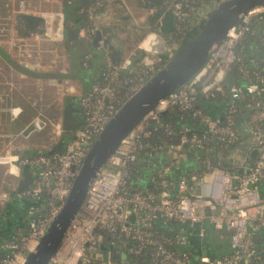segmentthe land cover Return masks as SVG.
<instances>
[{"label":"built area","instance_id":"1","mask_svg":"<svg viewBox=\"0 0 264 264\" xmlns=\"http://www.w3.org/2000/svg\"><path fill=\"white\" fill-rule=\"evenodd\" d=\"M74 1L50 0L51 5L44 8L27 0L14 3L16 15L41 16L33 29L25 21L26 30L15 39L18 63L36 71L59 65L58 49L65 44V5ZM219 1L163 0L165 11L174 15L170 45L155 20L134 48L121 51L117 63L111 56L113 31L103 18L114 13L113 0L79 4L77 13L85 18L80 36L100 35L97 47L104 51L103 65L83 92L67 85L70 78L46 76L57 93L73 94L70 101L81 108L82 118L60 150L49 152L65 128L58 122L50 144L37 146L26 156L8 155L15 175L26 164L33 171V188L18 189V194H28L33 200L25 212L26 224L0 243V264H24L62 209L77 172L107 122L168 60L185 32ZM139 2L154 17L159 6L150 7L151 0ZM149 34L162 39L163 45L158 48L151 41L142 47ZM68 53L69 60L71 53L80 54L75 48ZM91 59V52L86 53L82 64L89 66ZM263 63L261 5L244 13L202 67L122 139L93 180L48 264H264V244L256 241V233L264 230ZM228 71L231 76L226 79ZM221 94L228 95L222 115H213L200 105L203 98ZM175 109L180 123L163 117V111ZM22 110L21 105L10 106L11 119ZM243 113L249 123H241ZM30 122L36 128L46 124L40 116ZM159 154L165 157L161 164L156 161ZM147 175L149 184L140 185L138 181ZM203 220L217 230L228 229L229 252L203 253L193 260L186 246L192 230ZM198 234L204 236L205 229L199 227Z\"/></svg>","mask_w":264,"mask_h":264},{"label":"water","instance_id":"2","mask_svg":"<svg viewBox=\"0 0 264 264\" xmlns=\"http://www.w3.org/2000/svg\"><path fill=\"white\" fill-rule=\"evenodd\" d=\"M91 1L93 0H78V2L83 4ZM162 2L163 0H151L149 6L153 7L154 4L159 6L154 11V19L158 20L157 25H160L161 31L168 33L174 28V15L171 10L165 11ZM261 5H264V0H220L205 16L185 32L179 40L178 45L173 49L167 62L157 69L122 104L99 133L77 172L62 209L55 216L46 232L41 236L36 249L27 255L24 264H48L52 254L61 243L72 219L78 213L93 180L99 175L107 158L120 145L122 139L143 120L150 110L154 109L169 94L187 82L202 67L212 49L225 37L228 30L244 13ZM21 17L31 29L37 27L41 20V16L32 13H23ZM160 18L161 21H159ZM84 20L85 18L82 15L75 16V26L67 28L68 37L78 38L80 36V28ZM99 36L97 34L90 45L94 68L102 64L104 58L103 49L96 48ZM110 47L112 48V60L114 63H117L121 57V50L113 44H110ZM0 51H3L2 54H4L6 60L11 64L12 61L9 54L1 47ZM29 75L46 77L38 74ZM47 76L69 78L66 75L59 76L57 74ZM230 76L231 71H228L226 79H229ZM80 115L81 108L73 103V101H67L63 112V125L65 129L73 130L79 124ZM35 128L36 123L30 122L23 130V133L28 134ZM63 145L64 140H60L49 152L58 151ZM22 170L23 178L19 181L18 189L23 192L33 188L34 174L27 164L23 165ZM102 248L106 250L109 247L103 245ZM123 256H125V253ZM50 264L56 263L51 261ZM136 264L141 263L138 262Z\"/></svg>","mask_w":264,"mask_h":264},{"label":"rangeland","instance_id":"3","mask_svg":"<svg viewBox=\"0 0 264 264\" xmlns=\"http://www.w3.org/2000/svg\"><path fill=\"white\" fill-rule=\"evenodd\" d=\"M16 1L18 0H0V47L15 61V39L18 35L20 36L19 33L22 30L26 29L25 20H22L20 15L13 13ZM27 2L41 5L43 8L51 5L50 0H27ZM8 3H10V9ZM162 34L166 43L170 45L168 37L163 32ZM78 39H82V36H79ZM58 50L59 65L46 66L42 70L62 72L64 69L66 71L69 69L70 60L67 45L60 46ZM67 85L77 87L74 80L68 81ZM70 95L67 90L57 93L47 77L36 78L14 69L0 54V157L19 154L17 150L25 148L22 136L24 135L23 127L35 116H40L45 120L47 130L51 132L50 136L54 135L56 123H63L64 106L70 99ZM12 105L23 107L22 112L15 119H11L10 106ZM19 156L21 157V154ZM8 161L7 156L0 159V213L6 208L11 194L18 188L19 181L23 178V172L19 176L12 173L14 170ZM31 200L33 199L31 198ZM214 241L216 240L214 239Z\"/></svg>","mask_w":264,"mask_h":264},{"label":"trees","instance_id":"4","mask_svg":"<svg viewBox=\"0 0 264 264\" xmlns=\"http://www.w3.org/2000/svg\"><path fill=\"white\" fill-rule=\"evenodd\" d=\"M80 2L78 0H75L71 4H66L65 5V44L67 45V50L73 51L74 48L80 52V54L76 57H74V54L72 55L71 53V58H70V66L69 69L66 72H53V71H36L32 70L11 58L10 60L12 61L11 65L16 70L22 71V72H27L29 74H38V75H59V76H68V77H78L82 78L85 81H89L91 78V73L94 71V73L97 72V70L103 65L100 64L96 68H94V63H93V56L90 61L89 66H84L82 64V58L84 55L88 52H91L90 50V45L94 39H78V38H70L67 35V28L75 26V16H78L79 14L77 13L78 7H79ZM113 8H114V15L113 19L108 26L109 29L113 31V36L116 34L128 33V38L131 39V47H135L143 34L137 32V29H139V22L138 19L126 8L125 4L123 3L122 0H113ZM22 18V17H21ZM22 20H24L22 18ZM152 23L154 22L153 17H151ZM84 24V23H83ZM26 25V23H25ZM22 30V29H21ZM26 29L22 30L24 32ZM165 36L168 37L169 41H172V37L169 34H165ZM96 48L97 45H96ZM100 49V48H98ZM3 52V51H2ZM0 51V53L2 54ZM4 56V54H2ZM92 55V53H91ZM104 61V58H103ZM167 62V59H164L162 61V65H164ZM261 67H264V63L260 64ZM93 69V70H92ZM235 81H239L238 78L235 79ZM234 81V82H235ZM228 95H218L216 98H213L214 100L224 104L225 101L227 100ZM204 100H207L210 102L209 98H203ZM178 111L171 110L163 113V117L167 120L173 121V123H180L179 120V115ZM240 115V114H239ZM72 130H67L64 128L63 134L61 136V140H64L65 142L68 141L71 136H72ZM28 198V199H26ZM32 204V200L28 194H18V188L11 194V198L9 202L6 205V208L0 213V243L5 239L8 238L14 230L21 226L26 224V219H25V212L26 209ZM5 223V224H4ZM10 225V226H8Z\"/></svg>","mask_w":264,"mask_h":264},{"label":"crops","instance_id":"5","mask_svg":"<svg viewBox=\"0 0 264 264\" xmlns=\"http://www.w3.org/2000/svg\"><path fill=\"white\" fill-rule=\"evenodd\" d=\"M125 2L128 4L131 13L138 19V22L140 25H139V29H137V32L144 34L147 26H150L152 22L151 17L148 16V13H149L148 7L142 5L139 2V0H125ZM113 15H114L113 13L105 14L103 17L105 23L110 24L113 19ZM169 33L170 32H168L167 34ZM114 40H115L114 41L115 47H117L121 51L133 48L130 46L131 39L128 38L127 32L116 34L114 36ZM151 41H153L155 46L158 48L160 47V45L161 46L163 45L162 39H159L156 36L149 34L142 41L141 43L142 47L144 48L147 47L149 45L148 43ZM94 75L95 73L93 71L91 73V78L89 81H85L82 78H78V77H69L70 78L69 81L74 80L77 85V90L83 92L87 90L92 84L94 80ZM72 97H73V94L70 95V99L68 101H70ZM200 105L204 109L208 110L213 115L223 114L224 105L214 99L210 100V102L207 100H201ZM241 118H242L241 123H249L248 116L246 113H243ZM27 122L24 124V126L28 124ZM195 122L197 123L198 121L196 120ZM50 133L51 132L47 130V123L42 125L41 128L33 129L28 134L23 133L24 135L22 136L24 139L23 143H24L25 148H20L17 151L19 152V154H21V156L22 155L26 156L30 154L36 146L50 144L51 143ZM163 155L164 154H159L158 156H156V161L158 164H161L165 161V157ZM1 157H6V156H1ZM7 158L9 160L8 162H10L11 156L7 155ZM148 180H149V176L147 175L145 178H143V180H140L138 182L140 185L146 186L149 184ZM199 227H202L203 229H205L204 236H200L198 234ZM214 239L216 241H214ZM256 241L259 246H262L264 244V230L258 231L256 233ZM186 248L191 252L193 260H197L200 257V255H202L203 253H209L210 255H221L223 253L229 252L231 250L230 241H229V231L228 229L217 230L213 227V225L208 220H203L201 221V223H199L196 226V228L192 230V237H191L189 244L186 246Z\"/></svg>","mask_w":264,"mask_h":264},{"label":"bare ground","instance_id":"6","mask_svg":"<svg viewBox=\"0 0 264 264\" xmlns=\"http://www.w3.org/2000/svg\"><path fill=\"white\" fill-rule=\"evenodd\" d=\"M12 157V156H11ZM2 158H4V157H0V159H2ZM11 164V163H10ZM12 165V164H11ZM12 168H13V170L15 169V166L14 165H12Z\"/></svg>","mask_w":264,"mask_h":264},{"label":"flooded vegetation","instance_id":"7","mask_svg":"<svg viewBox=\"0 0 264 264\" xmlns=\"http://www.w3.org/2000/svg\"><path fill=\"white\" fill-rule=\"evenodd\" d=\"M80 119H81V115H80ZM80 121V120H79Z\"/></svg>","mask_w":264,"mask_h":264}]
</instances>
